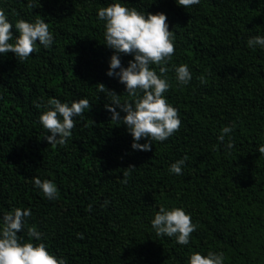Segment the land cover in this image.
I'll list each match as a JSON object with an SVG mask.
<instances>
[{
	"label": "trees",
	"instance_id": "trees-1",
	"mask_svg": "<svg viewBox=\"0 0 264 264\" xmlns=\"http://www.w3.org/2000/svg\"><path fill=\"white\" fill-rule=\"evenodd\" d=\"M115 2L164 12L175 34L164 95L182 123L166 141H153L152 151L132 149L127 126L111 121L105 108L111 96L98 91L103 83L122 102L132 99L106 74L113 50L104 44L98 10ZM28 3L0 0L13 34L17 20L40 16L54 42L47 49L37 42L39 50L22 63L0 54V216L30 209L18 235L28 240L27 227L35 225L66 264H189L193 252L208 251L223 252L224 264H264V48L247 46L264 36V0H200L187 9L176 0H35L33 10ZM120 59L126 67L134 57ZM181 64L192 74L183 86L175 74ZM53 97L92 104L74 118L66 145L44 138L40 115ZM233 123L229 150L228 136H218ZM185 156L183 174L171 173ZM34 177L53 181L58 198H46ZM161 205L191 215L197 228L188 245L156 235L151 221Z\"/></svg>",
	"mask_w": 264,
	"mask_h": 264
},
{
	"label": "clouds",
	"instance_id": "clouds-1",
	"mask_svg": "<svg viewBox=\"0 0 264 264\" xmlns=\"http://www.w3.org/2000/svg\"><path fill=\"white\" fill-rule=\"evenodd\" d=\"M176 2L187 9L199 4L200 0ZM36 7L35 0H29L28 8L33 10ZM98 18L105 21L104 44L113 50L106 74L109 77H117L119 82L125 85V92L132 99L122 102L120 95L107 89L103 83H98V91L107 92L111 96V103L105 104V108L111 113V121L122 120L123 125L127 126L133 138L132 149L152 151L153 141H166L179 131L182 123L179 110L172 106L164 95L171 86L167 65L175 54V34L169 29L168 18L164 12L145 13L120 2L100 8ZM14 27L18 35L13 34V23L9 21L5 10L0 9V54L11 52L21 63L39 50L37 42L46 49L54 42L48 23L40 16L34 22L19 19ZM247 46L253 50L256 46L264 48V36H252L248 39ZM120 54L132 55L134 59L129 60L125 67ZM153 65L155 67H152ZM175 74L176 81L182 86L192 79L187 64L175 67ZM200 80L201 83L206 82L204 76H201ZM35 106L40 108L42 105L36 103ZM44 107L46 110L40 115V123L47 130L44 138L49 145L56 146L67 144L76 126L74 118L83 117L85 110H90L92 104L88 99L81 98L69 105L53 97L47 100ZM117 108L125 115L121 116ZM234 128V123L224 126L218 136L221 142L228 136L226 148L229 150L234 147L230 135ZM141 139L146 142L140 143ZM258 152L264 154V145L258 147ZM186 160L185 156L172 163L169 171L182 175ZM134 167L130 165L126 169ZM130 175V171L123 172L122 182L127 183ZM34 185L41 189L49 200L58 198L59 190L53 181L34 177ZM88 210L91 211V205ZM31 215L30 209L15 208L0 216V264H66L65 258L58 257L48 250V246L42 241V233L35 225L27 227L28 240L18 235L25 230L27 218ZM151 225L157 236L175 237L180 245H188L191 234L197 228L191 215L182 207L166 209L163 205L156 212ZM33 239L40 242L33 243ZM224 259L223 252L208 251L206 255L193 252L189 264H224Z\"/></svg>",
	"mask_w": 264,
	"mask_h": 264
}]
</instances>
